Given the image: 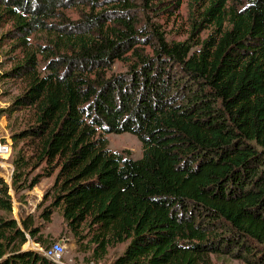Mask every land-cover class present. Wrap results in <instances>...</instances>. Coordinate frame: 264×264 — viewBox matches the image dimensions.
<instances>
[{
	"label": "trees",
	"instance_id": "1",
	"mask_svg": "<svg viewBox=\"0 0 264 264\" xmlns=\"http://www.w3.org/2000/svg\"><path fill=\"white\" fill-rule=\"evenodd\" d=\"M184 1L186 38L168 40ZM5 46L0 83L24 88L0 117L29 122L0 176V264H54L23 249L57 241L14 217L12 191L56 170L42 217L59 209L95 261L128 243L111 264H264V0H0ZM123 133L140 159L109 148Z\"/></svg>",
	"mask_w": 264,
	"mask_h": 264
},
{
	"label": "rangeland",
	"instance_id": "2",
	"mask_svg": "<svg viewBox=\"0 0 264 264\" xmlns=\"http://www.w3.org/2000/svg\"><path fill=\"white\" fill-rule=\"evenodd\" d=\"M179 16L174 17L173 20L164 24V29L167 31L168 40L181 41L186 38V19H187V1H184ZM75 16V15H73ZM7 46H5L0 53V63L3 62L2 70L10 69L13 63V56L6 55ZM114 71H125L126 65L122 62H116ZM24 84L21 80H4L0 83V109H6L14 98L21 94ZM29 122V111L24 109L9 116L3 114L0 117V139L8 141L12 144L11 155L7 159L0 158V176L9 184L12 181L14 172L13 159L17 149L14 147L12 134L26 127ZM109 148L112 151L126 152L128 156L133 159H140L142 157V144L140 140L131 133L123 134H108ZM37 170L35 173H38ZM57 170L51 177L43 178L41 182L32 190L16 195H13V215L20 221L21 218L32 215L35 219V225L40 227L44 235L50 236L55 241H63L66 244V250L62 256V263L60 264H111L118 256H120L128 243L118 244L108 250V254L104 259L95 261L91 258L92 250L85 246L86 244H79L70 232L67 223L64 220L62 212L59 209L54 210L49 221H45L42 217L43 211L52 203V188L56 179ZM87 247V248H86ZM41 246L30 239L23 249L39 250ZM213 261L216 264H246L243 261L235 260L227 257L213 256Z\"/></svg>",
	"mask_w": 264,
	"mask_h": 264
},
{
	"label": "built area",
	"instance_id": "3",
	"mask_svg": "<svg viewBox=\"0 0 264 264\" xmlns=\"http://www.w3.org/2000/svg\"><path fill=\"white\" fill-rule=\"evenodd\" d=\"M12 144L8 141H2L0 139V158L7 159L11 155ZM66 250V244L63 241L55 242L51 247L44 249L40 248L39 250H34L40 254H42L46 259L51 261L54 264L62 263L61 259Z\"/></svg>",
	"mask_w": 264,
	"mask_h": 264
}]
</instances>
